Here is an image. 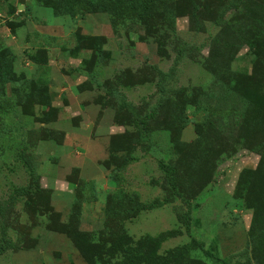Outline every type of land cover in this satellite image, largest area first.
<instances>
[{
    "label": "rangeland",
    "instance_id": "374dc122",
    "mask_svg": "<svg viewBox=\"0 0 264 264\" xmlns=\"http://www.w3.org/2000/svg\"><path fill=\"white\" fill-rule=\"evenodd\" d=\"M51 2L0 0V264H264V0Z\"/></svg>",
    "mask_w": 264,
    "mask_h": 264
},
{
    "label": "trees",
    "instance_id": "16d2710c",
    "mask_svg": "<svg viewBox=\"0 0 264 264\" xmlns=\"http://www.w3.org/2000/svg\"><path fill=\"white\" fill-rule=\"evenodd\" d=\"M87 4V6L93 10L96 8H101L107 5H111L113 2H118L124 6V4H129L131 5V9H137L139 11H144L147 9V6L149 4V0H83ZM51 5L54 9H58L56 11H60L61 8H64L63 11H72L73 10V5H72V0H52ZM0 77L2 78L3 81H11L12 76H11V64L10 61H4L2 58L0 60ZM154 114V111L151 112L150 114H147L144 118L147 119L151 117ZM140 123H144L143 119L140 120ZM167 172L169 175L172 174V168L169 166H166ZM36 174L33 173V176ZM21 191L25 192L27 191V188H20Z\"/></svg>",
    "mask_w": 264,
    "mask_h": 264
}]
</instances>
